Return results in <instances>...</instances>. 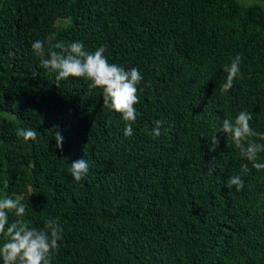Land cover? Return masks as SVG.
Here are the masks:
<instances>
[{
    "label": "trees",
    "instance_id": "trees-1",
    "mask_svg": "<svg viewBox=\"0 0 264 264\" xmlns=\"http://www.w3.org/2000/svg\"><path fill=\"white\" fill-rule=\"evenodd\" d=\"M263 1L0 0V197L22 198L33 226L59 218L52 264H264V170L220 133L241 110L264 132ZM53 32V44L104 45L109 62L140 69L132 136L99 88L74 77L58 87L40 66L32 42ZM237 53L242 77L222 93ZM82 157L77 182L68 169ZM233 174L241 191L226 187Z\"/></svg>",
    "mask_w": 264,
    "mask_h": 264
},
{
    "label": "clouds",
    "instance_id": "clouds-1",
    "mask_svg": "<svg viewBox=\"0 0 264 264\" xmlns=\"http://www.w3.org/2000/svg\"><path fill=\"white\" fill-rule=\"evenodd\" d=\"M246 6H251L253 0H242ZM56 33H51L46 40L32 42V50L40 57V66L55 73L56 85L70 77L83 78L90 83L89 90L99 88L102 93V106L115 111L122 117L125 128L124 135L132 136L133 123L137 120L135 105L140 103L139 87L144 77L138 67L125 68L117 63L109 62L105 55L106 47L99 46L94 51L86 50L82 41H58L52 43ZM47 43V53H46ZM242 54L237 53L230 63L223 67L226 79L220 86L222 93L229 92L241 73ZM253 115L247 110L239 111L233 119L225 118L222 121L220 133H226L235 147L257 171L264 170V162H258V154L264 152V132H257L251 126ZM110 123V121H109ZM164 121H153V137L161 134ZM58 126H54V129ZM16 135L25 141L36 140L37 133L31 128H19ZM52 136L56 141L54 149L63 150L64 137L60 131L54 130ZM255 138V139H254ZM220 141L217 135L211 137L212 149L215 150ZM73 179L81 181L89 172V163L79 158L71 162L68 169ZM247 165H242L241 171H247ZM226 187L236 191L244 188V180L240 175L228 177ZM10 214L14 219H10ZM27 204L22 198L14 195L0 197V264H52L58 253L63 239V227L58 217L49 216L43 227H36L26 219Z\"/></svg>",
    "mask_w": 264,
    "mask_h": 264
},
{
    "label": "rangeland",
    "instance_id": "rangeland-1",
    "mask_svg": "<svg viewBox=\"0 0 264 264\" xmlns=\"http://www.w3.org/2000/svg\"><path fill=\"white\" fill-rule=\"evenodd\" d=\"M262 4L264 5V1L262 2Z\"/></svg>",
    "mask_w": 264,
    "mask_h": 264
}]
</instances>
